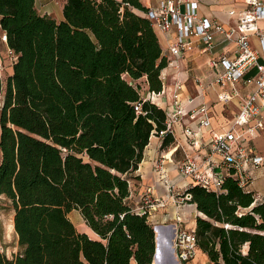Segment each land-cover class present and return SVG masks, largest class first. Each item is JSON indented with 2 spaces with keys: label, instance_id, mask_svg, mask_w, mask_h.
Instances as JSON below:
<instances>
[{
  "label": "trees",
  "instance_id": "16d2710c",
  "mask_svg": "<svg viewBox=\"0 0 264 264\" xmlns=\"http://www.w3.org/2000/svg\"><path fill=\"white\" fill-rule=\"evenodd\" d=\"M146 11L141 0H64L56 20L35 0H0L17 54L4 87L0 77V195L21 247L12 258L0 250V264H153L155 228L127 199L145 145L165 128L150 94L167 57ZM186 190L207 264H264V199L232 173L219 191ZM73 208L96 237L76 228Z\"/></svg>",
  "mask_w": 264,
  "mask_h": 264
},
{
  "label": "built area",
  "instance_id": "2783aa9c",
  "mask_svg": "<svg viewBox=\"0 0 264 264\" xmlns=\"http://www.w3.org/2000/svg\"><path fill=\"white\" fill-rule=\"evenodd\" d=\"M197 9V0H159L156 4L148 6L146 11V16L155 29L169 38H174L168 46L171 56L167 57V64L176 70L172 75L169 102L163 108L166 112L165 128L156 134L161 137L167 133L174 134V123L179 122L187 137L188 146L197 150L204 147L199 159L183 149V158L177 162L180 180L172 181L166 178L167 197L176 207L190 202L191 193L186 190L190 184L198 183L219 191L227 173H232L238 184L246 187L253 179L251 170L264 161V152L254 151L246 142L247 134H256L264 128L261 113L264 104V61L259 59L260 53H264V26L258 25V21H264V0H246L244 11L228 26L214 18L199 16ZM172 27L175 28V35L171 31ZM215 34H222L224 40L230 44V49L208 58V64L216 69V75L212 79L204 83L199 77H194L199 86L197 95L202 97V101L186 109L180 97L182 83L178 58L188 50L190 38L201 40L204 43L203 49L211 52ZM252 37L257 39V47L253 46ZM0 41L6 45V36L2 31ZM16 58V52L6 45V61L12 64ZM3 67L4 60L0 57V77ZM161 79L162 89L150 94V99L157 104V96L164 91L166 75L163 72ZM240 83L251 85V88L241 92L238 87ZM207 87L217 89V96L223 101H228L233 96L239 97L238 109L225 128L209 136H205L203 132L204 128L210 127L208 105L203 101ZM193 98L194 96L189 97L187 102ZM1 102L0 94V106ZM134 108L139 111L140 103H136ZM192 122H195V125H192ZM156 168L157 173H165L161 158L157 161ZM165 204L164 198L155 197L147 187L141 194L136 210L145 213L156 227L167 221L165 217L155 216L157 207ZM175 220L171 244L175 264H186L195 256L198 247L195 226L182 224L178 212Z\"/></svg>",
  "mask_w": 264,
  "mask_h": 264
},
{
  "label": "crops",
  "instance_id": "0c3cea01",
  "mask_svg": "<svg viewBox=\"0 0 264 264\" xmlns=\"http://www.w3.org/2000/svg\"><path fill=\"white\" fill-rule=\"evenodd\" d=\"M144 6L156 4L159 0H141ZM64 0H35V7L40 14H47L54 17L56 20L63 18L62 4ZM198 9L197 13L201 17L214 18L225 26L231 25L238 18V16L246 8V0H197ZM259 26H264V21H258ZM172 33L175 35V28H171ZM156 35L159 39L162 47V53L166 57H170L168 50L169 43L174 41L171 36L167 37L164 33L155 29ZM190 46L184 54L178 58L179 63V77L182 83L181 101L185 103V108L188 109L197 105L202 101V97L198 96L199 86L195 83L194 77H199L202 82H207L216 75V69L211 67L207 60L212 55H217L223 50L230 49L222 34H215L213 37L214 47L211 52L205 51L204 43L197 38H190ZM253 46L258 45L257 39L252 37L251 40ZM6 45L0 41V57L5 59ZM259 59L264 61V53H260ZM11 64L7 63V67ZM12 69V66H11ZM176 69L166 64L163 67L162 72L165 73L166 79L164 81V91L157 96L158 105L162 108L169 102L171 83L173 81L172 75ZM11 70L9 71V73ZM8 73V74H9ZM241 92H246L251 88V85L238 84ZM217 89L206 88L204 92L203 101L208 105V113L210 117V127L204 128L203 132L205 136H209L214 132L220 131L225 128L228 122L239 106V97L233 96L228 101H223L217 96ZM194 96L192 101L187 102V99ZM262 118L264 121V104L261 109ZM195 125V122L191 123ZM182 126L179 122L174 123V134H170L172 139L169 143L162 145V137L158 134H152L148 143L143 150L142 160L138 163V167L135 170V174L138 176L130 181V194L127 199L128 202L136 207L140 203V198L143 190L149 188L153 195L157 198H164L165 205H159L155 211L157 218L165 217L167 221L157 225L156 231V245L160 246L158 250L159 258L155 259L156 264H170L172 254L169 247V237H171L174 230V223L176 222L175 216L177 212L182 218V224L187 226H195L196 208L193 202H188L179 207H176L167 197L168 189L166 184V178L172 181L180 180V173L177 169V162L183 158L184 151L186 149L189 154L194 155L196 159H199L204 147L192 149L188 146L187 137L184 135ZM246 142L249 146L258 152H264V128L258 131L256 134H247ZM162 159V165L165 169V175L163 173H157L156 163L159 159ZM253 179L246 188L252 190L255 195V200H260L264 197V161L263 163L251 170ZM76 211L78 214L77 221L83 222L84 219L76 208L71 209L69 213ZM81 216V217H80ZM80 231L87 232L90 236L96 237V233H90L87 228H82ZM92 232V231H91ZM134 263V261L132 262Z\"/></svg>",
  "mask_w": 264,
  "mask_h": 264
},
{
  "label": "rangeland",
  "instance_id": "374dc122",
  "mask_svg": "<svg viewBox=\"0 0 264 264\" xmlns=\"http://www.w3.org/2000/svg\"><path fill=\"white\" fill-rule=\"evenodd\" d=\"M7 61L4 63V67L1 70L2 86L4 87L5 79L11 70V66L7 67ZM72 222L75 224L78 230L82 228H87L90 233H93V230L86 224L85 221L78 222V214L76 211H73L68 214ZM81 217V216H80ZM12 219H13V208L10 205L9 200L4 196L0 195V250L3 251L8 258H12L14 254L21 248L17 234L12 228ZM92 231V232H91ZM208 256L205 251L201 248H196L195 256L190 259L186 264H207ZM132 264H135L132 263ZM153 264H156L155 259Z\"/></svg>",
  "mask_w": 264,
  "mask_h": 264
},
{
  "label": "water",
  "instance_id": "95a60500",
  "mask_svg": "<svg viewBox=\"0 0 264 264\" xmlns=\"http://www.w3.org/2000/svg\"><path fill=\"white\" fill-rule=\"evenodd\" d=\"M154 228H156V227H154ZM172 236H173V232H172L171 237H169V242H168L169 243V247H170V251H171V254H172L171 255L172 256V259H171L170 264H175V257H174L173 249H172V246H171V244H172ZM157 248H158V246L156 245V249H155V253H154V259L157 256Z\"/></svg>",
  "mask_w": 264,
  "mask_h": 264
},
{
  "label": "bare ground",
  "instance_id": "6f19581e",
  "mask_svg": "<svg viewBox=\"0 0 264 264\" xmlns=\"http://www.w3.org/2000/svg\"><path fill=\"white\" fill-rule=\"evenodd\" d=\"M156 229H157V227H156ZM159 245H158V248H157V254H158V250H159ZM160 251V250H159ZM157 257V256H156ZM160 256L158 255V257L157 258H159ZM157 258H155V259H157Z\"/></svg>",
  "mask_w": 264,
  "mask_h": 264
}]
</instances>
